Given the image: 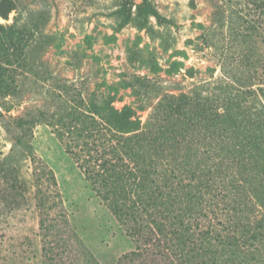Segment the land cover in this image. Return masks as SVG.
Returning <instances> with one entry per match:
<instances>
[{"label":"rangeland","instance_id":"rangeland-1","mask_svg":"<svg viewBox=\"0 0 264 264\" xmlns=\"http://www.w3.org/2000/svg\"><path fill=\"white\" fill-rule=\"evenodd\" d=\"M3 1V0H0ZM0 23L19 37L0 52V264H41L31 162L15 122L51 106L52 91L117 95L146 120L158 105L184 104L210 136L215 109L257 113L264 102V0H149L167 20L141 21L128 0H10ZM256 22V24H255ZM81 89V90H80ZM1 95V93H0ZM185 119V120H186ZM33 148L58 181L70 222L100 264L135 246L91 190L52 130L37 124Z\"/></svg>","mask_w":264,"mask_h":264},{"label":"trees","instance_id":"trees-1","mask_svg":"<svg viewBox=\"0 0 264 264\" xmlns=\"http://www.w3.org/2000/svg\"><path fill=\"white\" fill-rule=\"evenodd\" d=\"M131 2L142 22H167L149 0ZM15 9L0 1V19ZM11 28L0 23V52L19 42ZM5 89L0 97L10 95ZM62 90L49 93L51 106L15 122L14 142L33 170L41 264L100 263L72 226L54 171L33 148L37 124L52 130L133 242L117 264H264V102L247 116L217 107L206 137L185 118L192 115L187 101L158 105L144 120L143 110L118 108L116 94Z\"/></svg>","mask_w":264,"mask_h":264}]
</instances>
